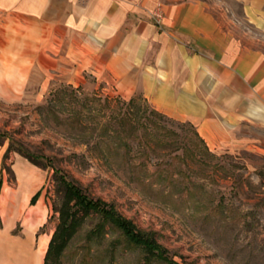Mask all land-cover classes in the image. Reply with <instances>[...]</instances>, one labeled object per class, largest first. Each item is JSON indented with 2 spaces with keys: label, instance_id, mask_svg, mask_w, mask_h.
I'll list each match as a JSON object with an SVG mask.
<instances>
[{
  "label": "rangeland",
  "instance_id": "1",
  "mask_svg": "<svg viewBox=\"0 0 264 264\" xmlns=\"http://www.w3.org/2000/svg\"><path fill=\"white\" fill-rule=\"evenodd\" d=\"M208 1L225 9L242 41L264 53V25L249 23L241 3ZM42 80L34 72L23 92L0 94V184L12 210H22L37 187L29 199L40 190L34 212L47 211L34 262L43 258L40 242L57 222L55 182L51 167L31 163L16 149L49 157L52 167L112 206L177 264H264V143L212 152L195 139L190 123L157 115L139 93L127 104L131 97L108 93L90 77L79 85L54 72ZM98 221L85 220L63 264H166L109 223L88 240ZM24 224L25 218L17 221L13 232Z\"/></svg>",
  "mask_w": 264,
  "mask_h": 264
},
{
  "label": "crops",
  "instance_id": "2",
  "mask_svg": "<svg viewBox=\"0 0 264 264\" xmlns=\"http://www.w3.org/2000/svg\"><path fill=\"white\" fill-rule=\"evenodd\" d=\"M235 1L249 23L264 25V0ZM216 5L0 0V94L23 92L34 72L73 85L90 77L108 93H139L154 110L190 123L212 152L256 148L264 143V53L242 41ZM36 188L22 210H12L0 184V264H42L33 260L34 241L47 211L34 212L38 200L30 204Z\"/></svg>",
  "mask_w": 264,
  "mask_h": 264
},
{
  "label": "trees",
  "instance_id": "3",
  "mask_svg": "<svg viewBox=\"0 0 264 264\" xmlns=\"http://www.w3.org/2000/svg\"><path fill=\"white\" fill-rule=\"evenodd\" d=\"M142 96V95H141ZM134 98L131 97L127 104H133ZM154 113L161 116V113L154 110ZM121 122H125L122 118ZM156 124V123H155ZM195 139L206 147L204 141L193 129ZM11 150L8 145L5 154ZM20 154L27 158L31 163L39 167H51L52 180L55 182V197L52 200L54 212L57 214V222L47 243V248L43 255L42 264H63L62 256L71 239L82 227L85 220L89 217L97 216L100 221L87 233L88 240L99 235L100 230L106 223L118 229L122 235L126 236L134 244L142 245L145 254L159 258L166 264H177L170 258L166 251L153 238L137 232L133 226L118 214L112 206L99 199H94L84 192L65 171L51 166V160L46 156L32 155L16 149ZM40 159L44 160L40 163ZM40 190L35 192L30 203L33 204L38 197ZM94 235V236H93ZM145 255V256H146ZM147 257V256H146Z\"/></svg>",
  "mask_w": 264,
  "mask_h": 264
},
{
  "label": "bare ground",
  "instance_id": "4",
  "mask_svg": "<svg viewBox=\"0 0 264 264\" xmlns=\"http://www.w3.org/2000/svg\"><path fill=\"white\" fill-rule=\"evenodd\" d=\"M50 235L47 237H43L41 242H40V250L42 251V253H45V250L47 248V243L49 241Z\"/></svg>",
  "mask_w": 264,
  "mask_h": 264
},
{
  "label": "built area",
  "instance_id": "5",
  "mask_svg": "<svg viewBox=\"0 0 264 264\" xmlns=\"http://www.w3.org/2000/svg\"><path fill=\"white\" fill-rule=\"evenodd\" d=\"M155 18L156 20L158 21V18L160 17V15L158 13H155V12H152L151 13Z\"/></svg>",
  "mask_w": 264,
  "mask_h": 264
}]
</instances>
